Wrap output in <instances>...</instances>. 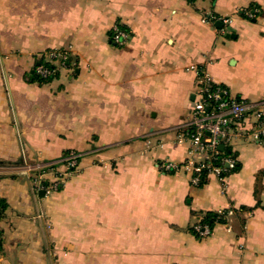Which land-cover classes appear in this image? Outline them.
Segmentation results:
<instances>
[{"label":"crops","instance_id":"crops-1","mask_svg":"<svg viewBox=\"0 0 264 264\" xmlns=\"http://www.w3.org/2000/svg\"><path fill=\"white\" fill-rule=\"evenodd\" d=\"M50 49L68 65L39 81ZM190 66L264 100V0H0V264H264V141L225 147L238 168L222 181L161 168L189 155ZM69 150L76 170L39 194L36 170Z\"/></svg>","mask_w":264,"mask_h":264},{"label":"built area","instance_id":"built-area-1","mask_svg":"<svg viewBox=\"0 0 264 264\" xmlns=\"http://www.w3.org/2000/svg\"><path fill=\"white\" fill-rule=\"evenodd\" d=\"M244 15L251 17L252 12L245 10ZM218 20L228 23L229 19L217 17L210 11L202 13L203 22ZM128 33L115 24L111 30V40L116 44L127 41ZM69 52L65 49H50L45 53L44 61L50 63H38L35 73L40 78L53 76L60 67H66L69 61ZM195 74L196 91L190 107L188 119L180 126L178 141L187 138L190 142L188 157L182 162L165 161L161 164L164 171L185 170L189 174V180L193 185H199L209 176H215L222 181L224 176L231 172L236 165L235 157L224 154L225 147L235 140L264 141V100L247 101L234 97L229 90L214 81L210 73L201 66L187 68ZM222 145V150L219 149ZM80 158L77 151H69L55 163H50L33 177L36 189L50 193L62 184L64 179L76 170ZM58 165L65 167L64 173H56L60 177L52 182L51 186L44 187L46 167L54 170ZM220 211V210H219ZM232 214L228 209L226 215ZM41 216V214H39ZM193 230L198 235H206L210 229L206 225L196 222Z\"/></svg>","mask_w":264,"mask_h":264},{"label":"trees","instance_id":"trees-1","mask_svg":"<svg viewBox=\"0 0 264 264\" xmlns=\"http://www.w3.org/2000/svg\"><path fill=\"white\" fill-rule=\"evenodd\" d=\"M191 1H193V0H191ZM211 1H214V0H211ZM255 8H257V7L252 4V5H250L247 8V10L250 11V12H252ZM38 63H41V64L44 63V65H47V66L50 65L49 62L44 61V60H40ZM33 76H34L35 79H37L39 81H45L48 78H51V77H48V78H40L35 73L33 74ZM67 153H68V151L65 152L64 155L67 154ZM223 153L226 154V155L233 156L232 153L229 150H227V149L224 150ZM233 157H235V156H233ZM237 168H238V164L236 162V165L232 169V171H235ZM52 182L53 181H51L50 179L45 178V180L43 181V186L47 188V187L51 186ZM58 189H60V185H58V188L56 189V191ZM5 207H6L5 201L2 200V199H0V217H1L2 213L4 212ZM226 212H227V210H225V209L224 210H220V211H206V212L202 213V215H201L198 223H200L202 225H206L211 230V228L214 226V224L225 222V214H226ZM191 230H192V232L194 234L198 235V233L193 230V227L191 228Z\"/></svg>","mask_w":264,"mask_h":264},{"label":"rangeland","instance_id":"rangeland-1","mask_svg":"<svg viewBox=\"0 0 264 264\" xmlns=\"http://www.w3.org/2000/svg\"><path fill=\"white\" fill-rule=\"evenodd\" d=\"M69 151H74V150H69ZM45 169H46V173H45L44 177L45 178L49 177L50 180L53 181V182L57 181L60 178V177L58 178V177L55 176L56 173H64L65 172V167L63 165L62 166L58 165L57 167H55L54 170H51V171L47 170V167ZM37 172L38 171L36 170L35 175L37 174ZM55 191L56 190H54L52 192H55ZM52 192H50V193H52Z\"/></svg>","mask_w":264,"mask_h":264},{"label":"water","instance_id":"water-1","mask_svg":"<svg viewBox=\"0 0 264 264\" xmlns=\"http://www.w3.org/2000/svg\"><path fill=\"white\" fill-rule=\"evenodd\" d=\"M216 26L217 27H221L222 26V23L220 21H217L216 22ZM229 30L232 31V29L230 27H229ZM222 148H223L222 145H219V149L222 150ZM42 192H43V190H39V194H42Z\"/></svg>","mask_w":264,"mask_h":264}]
</instances>
